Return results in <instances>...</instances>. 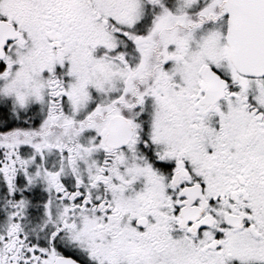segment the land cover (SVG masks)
<instances>
[{
	"label": "snow or ice",
	"instance_id": "1",
	"mask_svg": "<svg viewBox=\"0 0 264 264\" xmlns=\"http://www.w3.org/2000/svg\"><path fill=\"white\" fill-rule=\"evenodd\" d=\"M0 264H264V0H0Z\"/></svg>",
	"mask_w": 264,
	"mask_h": 264
}]
</instances>
